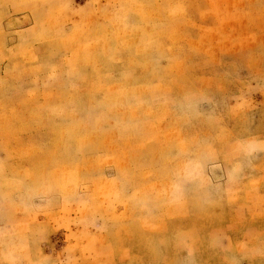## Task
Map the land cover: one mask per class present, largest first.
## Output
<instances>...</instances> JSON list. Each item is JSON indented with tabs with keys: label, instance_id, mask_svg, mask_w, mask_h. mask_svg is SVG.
Instances as JSON below:
<instances>
[{
	"label": "rangeland",
	"instance_id": "rangeland-1",
	"mask_svg": "<svg viewBox=\"0 0 264 264\" xmlns=\"http://www.w3.org/2000/svg\"><path fill=\"white\" fill-rule=\"evenodd\" d=\"M0 264H264V0H0Z\"/></svg>",
	"mask_w": 264,
	"mask_h": 264
}]
</instances>
